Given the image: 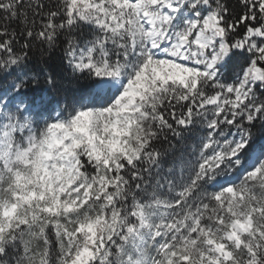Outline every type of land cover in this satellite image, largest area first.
Listing matches in <instances>:
<instances>
[{
	"label": "snow or ice",
	"instance_id": "snow-or-ice-1",
	"mask_svg": "<svg viewBox=\"0 0 264 264\" xmlns=\"http://www.w3.org/2000/svg\"><path fill=\"white\" fill-rule=\"evenodd\" d=\"M0 264H264V0H0Z\"/></svg>",
	"mask_w": 264,
	"mask_h": 264
}]
</instances>
